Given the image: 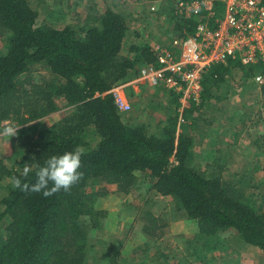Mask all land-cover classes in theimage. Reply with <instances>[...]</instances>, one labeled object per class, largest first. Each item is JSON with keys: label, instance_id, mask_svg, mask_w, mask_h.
Instances as JSON below:
<instances>
[{"label": "trees", "instance_id": "16d2710c", "mask_svg": "<svg viewBox=\"0 0 264 264\" xmlns=\"http://www.w3.org/2000/svg\"><path fill=\"white\" fill-rule=\"evenodd\" d=\"M175 4L176 0L166 4L163 0L156 15L167 13L168 19L176 18L172 37L187 39L188 45L199 18L180 20L174 13ZM221 6L217 1L219 16L223 14ZM146 12L142 15L148 16ZM39 14L29 0H0V35L9 34L6 51L0 55V127L4 121H16L17 135L9 141L14 155L20 156L15 168L0 159V181L11 179L2 185L0 196V264H87L91 232L100 229L108 215L97 202L111 194L108 188L98 186L109 184L129 193L137 174L171 200L172 219L197 221L193 238L180 237L198 257L207 245L215 251L217 235L229 228L246 243L264 250V211L246 202L238 182L224 173L231 167L226 154L220 153L197 168V140L191 131L196 124L193 116L202 105L226 97L228 91H220L232 69L244 68L251 75L260 64L247 68L229 59L214 65L204 74L201 104L193 103L184 111L191 126L179 122L180 103L174 94L164 125L151 134L145 124L124 121L111 92L136 76L141 65L156 61L145 35L139 40L141 33L131 31L130 16L114 7L101 11L94 3L79 18V24L53 27L40 22ZM164 24L152 25L154 30L160 28L162 37L169 34ZM131 32L136 39L127 47ZM58 98H63L70 110L36 134L28 122L56 111ZM260 98L264 101V83ZM259 140L255 138L254 144ZM76 148L83 151L82 177L70 190L47 198L31 191L35 168L24 177L26 164L42 165L51 155ZM13 178L29 184V189L15 188ZM140 218L145 220L144 234L157 238L165 234L163 221L150 209L142 216L140 212ZM159 228L163 231L158 232ZM205 238L207 244H200ZM157 255L162 260L159 264H170L163 252ZM104 256L107 264H131L121 257L120 243L109 244Z\"/></svg>", "mask_w": 264, "mask_h": 264}, {"label": "rangeland", "instance_id": "374dc122", "mask_svg": "<svg viewBox=\"0 0 264 264\" xmlns=\"http://www.w3.org/2000/svg\"><path fill=\"white\" fill-rule=\"evenodd\" d=\"M29 1L38 9L40 13L39 21L50 24L53 27L79 24L83 14L94 3H98L102 11L109 7L123 10L125 14L130 16L131 31L138 30L141 33V37L145 35L147 43L150 45L155 42L169 43L173 38V30L177 20L176 18L168 19L169 15L167 13L156 15L157 12L152 11L150 7L148 10V5L143 7L144 4H147L146 0ZM164 1L165 4L168 2V0ZM145 10H147L148 16L141 14H145ZM80 17L81 19H79ZM161 21L169 29V34H166V37L161 36L163 34L160 28H155L154 30V27H152L154 24H157L158 27L162 26ZM133 33L131 32V36L125 46L129 47L131 42L135 40ZM141 37L139 40L145 39ZM8 38V33L0 35V55L6 51ZM245 67L250 68L251 66ZM243 69L239 67L232 69V73L227 79V84L220 91H228L226 94H229L230 90L229 98H224L220 101L212 99L209 103L202 105L199 112L195 113L193 117L196 118V124L194 129L191 127V131L193 135L195 134V139L199 141L200 134H204L207 128L209 132H211V129L213 130L214 117L216 116H211V113L214 110L219 115L223 113V117L227 119H229L228 116L233 115V121L224 123V127L221 125L217 131L223 135L222 137L227 138L223 144L224 149H227L225 153V157L228 156L227 158L229 159L227 164L231 167L224 173H226L228 178H234L238 182V185L245 192L246 202L257 211H264V101L260 98L262 84L256 81L257 75L264 74V67L262 65L256 67L251 75L249 70ZM37 74L39 75L40 73L38 72ZM38 75L36 76L40 78ZM225 86L227 87L225 88ZM157 88L146 87L144 92L146 95L140 98L134 97V94L128 91L132 106L128 112H122L125 122L130 125L145 124L151 134L159 131L160 127L164 125L169 112L172 111L169 108L175 97L168 89ZM229 101L233 104L228 105ZM69 110L70 106L68 103L63 98H58V109L56 111L43 118L31 120L28 124L32 125L31 127L34 128L37 134L42 127L59 120ZM205 111H207L206 114ZM205 116L208 117L205 118ZM207 120L208 122L206 123L205 121ZM4 122L7 123L3 124L2 122L1 124L0 138L6 136L3 134V129L16 121L7 120ZM179 122L183 124V127L191 126V120H187L185 116L184 121L179 119ZM255 138L260 139L256 145L254 144ZM218 140L217 138L215 143ZM95 143L96 140L92 144ZM0 149L6 157L5 161L8 167L15 168L19 165L20 156L14 155L12 147L9 146L7 149L3 139L2 142L0 140ZM199 152H196L195 165H200L201 161H203V155ZM214 157H216L214 154L209 156L212 160ZM10 181L11 179L8 177L0 181V196L4 192L2 185H8ZM98 188H108L111 192L107 197H100L97 202L98 208L105 209L108 215L103 220L102 227L91 232L90 242L92 248L90 247L88 253L87 264H107V261L104 260L106 258L104 253L107 251L108 245L112 243L121 244V257L131 264H159V261L162 260L159 258L158 261L156 260V257H158L157 252H163L165 257L168 258V262L171 263L173 261L172 263L174 264L181 261H189L190 264H264V250L246 243L233 228L219 232L217 235L219 238L213 242L217 243L215 251L208 249L207 245L203 249L202 256L198 257L194 253L195 250L192 246L185 250L178 244L182 242V239L177 235L182 234L179 231L183 228L187 229L188 232L194 231L195 226L198 229L197 221L190 219V225L186 224L187 222L185 221H181V218L172 219L170 211L171 200L161 201L160 198L163 196L158 195L155 190L151 189L148 179L141 174H137V182L133 190L128 194H118L116 186L109 184L99 185ZM143 209L144 211L150 209L156 217H159L161 222L163 221V228H165L163 236L157 238L143 233L142 227L145 220L143 221L140 218V212L142 216ZM172 221H179V224L184 223L186 226L176 225L171 227ZM157 231L160 232L163 229L159 228ZM196 232L197 230L195 234ZM203 242L207 244L206 238L204 241L201 240L200 244Z\"/></svg>", "mask_w": 264, "mask_h": 264}, {"label": "built area", "instance_id": "2783aa9c", "mask_svg": "<svg viewBox=\"0 0 264 264\" xmlns=\"http://www.w3.org/2000/svg\"><path fill=\"white\" fill-rule=\"evenodd\" d=\"M150 9L156 12L157 6ZM174 13L182 21L199 18L193 37L188 45L181 37L152 44L156 61L141 65L136 76L111 91L120 112L131 109L129 89L143 83L177 95L179 119L184 121L185 109L201 104L204 74L214 65L233 59L243 66L264 67V0H176ZM256 81L263 84L264 74Z\"/></svg>", "mask_w": 264, "mask_h": 264}, {"label": "clouds", "instance_id": "9594fccd", "mask_svg": "<svg viewBox=\"0 0 264 264\" xmlns=\"http://www.w3.org/2000/svg\"><path fill=\"white\" fill-rule=\"evenodd\" d=\"M3 134L11 139L17 135V128L13 124H9L3 129ZM82 155L83 151L80 148L51 155L42 165L26 164L22 175L28 177L35 168V182L31 184V191L42 193L45 198L51 197L60 191L67 192L82 177L80 171ZM13 179L15 188L21 191L29 189V184L22 183L20 178Z\"/></svg>", "mask_w": 264, "mask_h": 264}, {"label": "crops", "instance_id": "0c3cea01", "mask_svg": "<svg viewBox=\"0 0 264 264\" xmlns=\"http://www.w3.org/2000/svg\"><path fill=\"white\" fill-rule=\"evenodd\" d=\"M145 1V0H144ZM145 2H147V4H144L143 5V7L145 6H147V8H148V10H149V7H151L153 4H155V5H157V11L160 9V6H161V4H162V2H163V0H146ZM99 7V6H98ZM100 9V8H99ZM120 10V9H119ZM102 11V10H101ZM120 11H122L123 12V10H120ZM142 14V13H141ZM135 38V37H134ZM136 39V38H135ZM225 85H226V83H225ZM146 87H148V88H151V89H154V88H156V89H158L157 87H149L148 85H146V84H143V83H140V84H135V85H133L132 86V91H133V93H134V97H138V98H140L141 96L143 97V96H145L146 95V93H144L145 92V88ZM230 91V90H229ZM230 94H231V92H229V94H227L226 95V97L227 98H229L230 97ZM128 95H130L129 93H128ZM226 97H224V98H226ZM223 98V99H224ZM232 99V98H231ZM229 104L228 105H230V104H233L231 101H229L228 102ZM224 106H226V105H224ZM215 111V110H214ZM213 111V113H211V116H216V117H214V125H213V130H214V132H213V130L211 129V132H209V130H208V128L206 129V132H204V134H200V138H199V141H197V144H196V148H195V151L198 153V151H200L201 153H202V155H203V161H201V164L200 165H197L196 164V166H197V168H202V166L206 163V161H210V160H212V159H210L209 158V156L211 155V154H214V155H217V156H219L220 155V153H226V150L227 149H224V144H223V142H224V140H226L225 139V137H222L223 135L222 134H220V133H218L217 131H218V128H220L221 127V125H222V127H224V123H226V122H229V121H233L232 119H234V118H232V119H230L229 117V119H227L226 117H223V113L221 114V115H219V114H217L216 112H214ZM206 112L207 111H205V114H206ZM217 116H219V117H217ZM208 117V116H207ZM206 116H205V118H207ZM206 123L208 122V120L207 121H205ZM5 123H7V122H3V124H5ZM202 132V131H201ZM200 132V133H201ZM195 135V134H194ZM193 135V136H194ZM219 139L218 140V142L217 143H215V140L216 139ZM2 139H3V141H4V143H5V145H6V148L8 149L9 148V146L11 147V143H10V138L9 137H6V136H4L3 138H0V140H1V142H2ZM221 150H222V152H221ZM199 152V153H200ZM4 159V160H6V157L3 155V153H2V150L0 149V159ZM195 163H196V161H195ZM204 167V166H203ZM120 193H122V194H128V193H124V192H119L118 191V194H120ZM158 195H160L159 193H157ZM109 196V195H108ZM127 196V195H126ZM162 196V195H161ZM107 197V196H106ZM160 200L161 201H167V200H169V198L168 197H161L160 198ZM183 219V220H182ZM181 221H185V222H187L186 224H190L189 223V221H191L190 219H186V218H181ZM179 221H177V222H171V227H175L176 225H182V226H186V225H184V223H182V224H179L178 223ZM194 224V223H193ZM191 225V224H190ZM189 225V226H190ZM198 228V227H197ZM194 231H192V232H188L187 231V229H185V228H183L181 231H179V232H182V234H178L177 236H179L180 237V235H185V236H187V237H190V238H193L194 236H195V231L196 230H198V229H196V226L194 227V229H193ZM168 233V232H167ZM181 247H183L185 250H188L187 249V247H186V245H185V242H181V243H178ZM243 244H245V243H243ZM157 261H158V259H156ZM171 261V260H170ZM173 261H171V263L170 264H174V263H172ZM177 264H190L189 263V261H181V262H179V263H177ZM202 264V263H201Z\"/></svg>", "mask_w": 264, "mask_h": 264}]
</instances>
